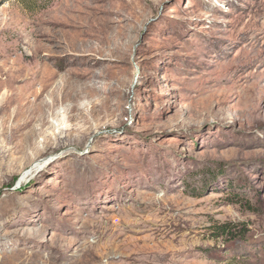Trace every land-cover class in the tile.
Returning a JSON list of instances; mask_svg holds the SVG:
<instances>
[{
  "label": "rangeland",
  "instance_id": "rangeland-1",
  "mask_svg": "<svg viewBox=\"0 0 264 264\" xmlns=\"http://www.w3.org/2000/svg\"><path fill=\"white\" fill-rule=\"evenodd\" d=\"M2 123L0 264H264V0H0Z\"/></svg>",
  "mask_w": 264,
  "mask_h": 264
},
{
  "label": "trees",
  "instance_id": "trees-1",
  "mask_svg": "<svg viewBox=\"0 0 264 264\" xmlns=\"http://www.w3.org/2000/svg\"><path fill=\"white\" fill-rule=\"evenodd\" d=\"M228 198L231 199L232 201H239L241 199L240 195L233 192L232 194L228 195ZM236 230V228L232 227L231 225H229L228 223H223V224H219L217 225V233L219 235L221 234H226L228 236V238H233L236 236H240V230H237L238 234H234L232 231Z\"/></svg>",
  "mask_w": 264,
  "mask_h": 264
},
{
  "label": "bare ground",
  "instance_id": "bare-ground-1",
  "mask_svg": "<svg viewBox=\"0 0 264 264\" xmlns=\"http://www.w3.org/2000/svg\"><path fill=\"white\" fill-rule=\"evenodd\" d=\"M229 97H230V95H228V94H225V96H221V95H219V96H218V99H219L220 101H222V100H226V99H228ZM3 104H4V103H3ZM17 108H18V107H17ZM250 109H251V108H250ZM252 109H253V108H252ZM244 111H245V110H244ZM245 112H246V111H245ZM253 113H254L253 111H249V113H248V114H249L248 117H250L249 120H252V119L254 118V117H253V116H254ZM248 117H247V120H248ZM249 120H248V121H249ZM245 122H246V121H245ZM15 124H16V123H15ZM24 125H25V124H24ZM12 127H13V126H12ZM21 127H22V126H21ZM2 128H3V123L0 125V129H2ZM17 128H20V126H16V127H14L13 130H11L12 133L15 132L14 129H17ZM10 133H11V132H10Z\"/></svg>",
  "mask_w": 264,
  "mask_h": 264
}]
</instances>
